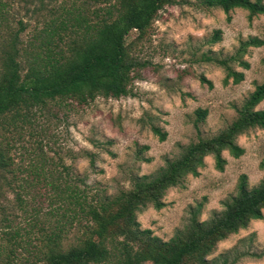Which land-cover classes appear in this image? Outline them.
Instances as JSON below:
<instances>
[{"label":"trees","instance_id":"16d2710c","mask_svg":"<svg viewBox=\"0 0 264 264\" xmlns=\"http://www.w3.org/2000/svg\"><path fill=\"white\" fill-rule=\"evenodd\" d=\"M10 2L0 0V264H233L208 257L218 242L262 219L264 179L249 189L245 176H239L235 195L220 213L208 222L191 220L166 242L140 229L136 213L147 206L159 209L164 192L186 176H196L205 157L211 156L215 169L222 170L223 151L233 158L242 155L235 139L255 128L264 131V109H255L264 100V80L234 108L235 117L223 130L208 138L197 136L162 168L131 176L128 188L112 195L92 190L67 168L45 167L49 162L38 141L36 160L27 167L14 164L9 152L37 118H56L54 108L75 109L97 98L128 96L143 63L130 55L126 38L133 31L141 36L164 7L193 3L199 10L221 11L228 22L235 9L249 19L264 16L263 0H65L47 11L48 18L25 44L20 35L26 26L12 17ZM219 39L220 31L214 30L205 43ZM261 45L249 37L228 56L203 50L194 62L220 68L224 84L229 79L237 84L243 74L232 66L246 69L242 55ZM199 80L211 86L203 77ZM205 115L206 110L195 111L194 128ZM151 131L164 139L156 128ZM259 167L264 169V159ZM4 189L13 192L17 210L27 216L22 227L12 226L14 214L3 215Z\"/></svg>","mask_w":264,"mask_h":264},{"label":"rangeland","instance_id":"374dc122","mask_svg":"<svg viewBox=\"0 0 264 264\" xmlns=\"http://www.w3.org/2000/svg\"><path fill=\"white\" fill-rule=\"evenodd\" d=\"M64 1L11 0L12 17L26 26L20 35L22 43L48 18V10ZM229 16L226 22L221 11L199 10L193 3L164 7L141 36L133 31L126 38L130 55L143 63L129 86L130 94L118 99L97 98L75 109L54 108L56 118H37V124L24 129L14 142L15 148L9 152L14 164L27 167L28 162H34L38 141L50 163L45 167L59 171L67 168L92 190L112 195L128 188L131 176L149 175L162 168L197 136L208 138L223 130L234 119V108L264 80V16L249 19L239 9ZM214 30L220 31V39L207 45L205 41ZM249 37L261 40L262 45L246 49L241 57L246 69L232 66L243 74L237 84L231 79L224 84L220 68L194 62L203 50L221 58L228 56ZM199 77L211 86L200 82ZM197 109L206 110V115L194 128ZM255 109H264V100ZM152 127L164 133L163 140L151 131ZM3 137L10 135L3 132ZM235 143L243 153L233 158L223 151L222 170L215 169L212 157L207 156L196 176H186L164 192L159 209L147 206L137 212L140 229L166 242L191 220L208 222L220 213L235 195L239 176H245L247 188L257 186L264 179V169L259 167L264 159V131L249 130ZM14 199L13 192L4 189L3 215L14 214L12 226L22 227L27 216L17 210ZM262 214L261 220L250 221L218 242L208 258L218 262L225 258L233 264H264V211Z\"/></svg>","mask_w":264,"mask_h":264}]
</instances>
